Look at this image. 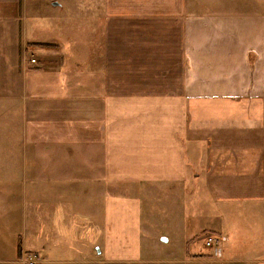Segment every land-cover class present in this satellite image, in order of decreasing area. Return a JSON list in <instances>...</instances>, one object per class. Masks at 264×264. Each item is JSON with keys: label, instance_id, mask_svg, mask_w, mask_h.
<instances>
[{"label": "crops", "instance_id": "crops-1", "mask_svg": "<svg viewBox=\"0 0 264 264\" xmlns=\"http://www.w3.org/2000/svg\"><path fill=\"white\" fill-rule=\"evenodd\" d=\"M101 13L100 52L91 45L81 67L49 51L21 73L0 264L25 251L44 264H150L138 192L186 183L197 154L210 203L235 224L200 258L179 222L166 264H264V0H103Z\"/></svg>", "mask_w": 264, "mask_h": 264}, {"label": "rangeland", "instance_id": "rangeland-1", "mask_svg": "<svg viewBox=\"0 0 264 264\" xmlns=\"http://www.w3.org/2000/svg\"><path fill=\"white\" fill-rule=\"evenodd\" d=\"M102 1L21 0L16 8L0 7V167L10 156L20 161L19 149H15L21 144L20 109L11 99L18 95L22 71L37 66L49 51L60 54L67 64L76 61L75 66L80 67L91 45L99 53ZM31 59L36 63H31ZM52 59L59 61L60 57ZM198 155L190 160L186 183L169 188L147 187L138 192L142 198V250L150 264H166V255L172 253L170 239L181 235L179 222L187 231V238L197 233L194 241L201 248L208 235L220 240L228 238L224 228L234 223L233 214L228 212L232 208L210 203L202 182L203 160ZM242 219L240 216L238 220ZM162 238L170 241L163 242ZM13 242L17 246L18 237ZM205 251L197 256L213 255ZM33 253L25 251L22 256Z\"/></svg>", "mask_w": 264, "mask_h": 264}, {"label": "built area", "instance_id": "built-area-1", "mask_svg": "<svg viewBox=\"0 0 264 264\" xmlns=\"http://www.w3.org/2000/svg\"><path fill=\"white\" fill-rule=\"evenodd\" d=\"M31 63H35L34 59L30 60ZM221 240L213 235H208L204 238V248L209 250L213 255L218 254ZM20 262L22 264H42L41 257L36 254H28L21 257Z\"/></svg>", "mask_w": 264, "mask_h": 264}, {"label": "trees", "instance_id": "trees-1", "mask_svg": "<svg viewBox=\"0 0 264 264\" xmlns=\"http://www.w3.org/2000/svg\"><path fill=\"white\" fill-rule=\"evenodd\" d=\"M196 234H197V233H194V234H192V235H189V236H188V239H191V241L195 240V239H196V238H195ZM190 237H191V238H190ZM196 237H197V236H196ZM210 255H211V254H210ZM195 257H198V256H195ZM211 257H213V256L211 255L210 258H211Z\"/></svg>", "mask_w": 264, "mask_h": 264}, {"label": "water", "instance_id": "water-1", "mask_svg": "<svg viewBox=\"0 0 264 264\" xmlns=\"http://www.w3.org/2000/svg\"><path fill=\"white\" fill-rule=\"evenodd\" d=\"M53 5H54V6H57L58 4L53 3ZM161 240H162L163 242H167V239H166V238H162Z\"/></svg>", "mask_w": 264, "mask_h": 264}]
</instances>
